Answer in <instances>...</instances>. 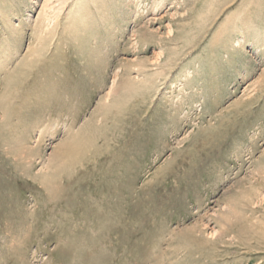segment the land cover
<instances>
[{"label":"rangeland","instance_id":"374dc122","mask_svg":"<svg viewBox=\"0 0 264 264\" xmlns=\"http://www.w3.org/2000/svg\"><path fill=\"white\" fill-rule=\"evenodd\" d=\"M0 264H264V0H0Z\"/></svg>","mask_w":264,"mask_h":264}]
</instances>
